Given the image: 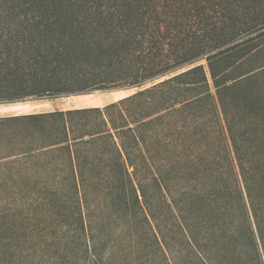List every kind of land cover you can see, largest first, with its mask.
I'll list each match as a JSON object with an SVG mask.
<instances>
[{"label": "trees", "instance_id": "obj_1", "mask_svg": "<svg viewBox=\"0 0 264 264\" xmlns=\"http://www.w3.org/2000/svg\"><path fill=\"white\" fill-rule=\"evenodd\" d=\"M262 2L0 0V103L135 89L102 107L0 117V127L34 139L31 151H65L84 187L82 155L100 158L99 183L127 224L154 233L147 209H161L182 230L181 264H264V103L253 76L232 69L252 50L242 36L264 24ZM150 151L172 152L171 179L187 187L170 188ZM3 246L0 236L2 256Z\"/></svg>", "mask_w": 264, "mask_h": 264}, {"label": "rangeland", "instance_id": "obj_2", "mask_svg": "<svg viewBox=\"0 0 264 264\" xmlns=\"http://www.w3.org/2000/svg\"><path fill=\"white\" fill-rule=\"evenodd\" d=\"M251 5L252 1L247 2L248 17L253 13ZM242 39L246 41L244 49L252 50L232 69L236 74L253 76V89L261 92L264 103V24L250 30ZM199 63L203 64L214 93L207 62L201 60ZM134 91L112 88L0 103V117L102 107ZM7 126L0 127V236L6 251V255H0L2 264L182 263L181 247L186 245V238L178 226H171L167 212L164 214L160 209L161 212H154L153 218L147 209L151 227L155 230L152 233L145 226L140 229L136 221H133L134 226L127 224L125 216H120L114 206L109 205L105 188L98 178L100 158L92 152L86 157L82 155L81 158L88 162L85 170L90 176L84 187L78 171L73 169L72 172L65 151L57 154L47 147L31 151L38 143L23 134L9 137ZM25 150L28 153L23 154ZM12 152L16 154L8 155ZM171 153H146L150 161L154 160L155 172H161L170 188L174 187L169 173L171 160L167 159ZM180 160L183 161V156ZM145 174L148 176L150 172ZM139 177L146 180L147 193L156 196L152 181L148 180L150 177L143 173ZM173 184L181 189L187 187L182 178ZM165 189L166 202L172 203L174 197ZM178 195L179 192L175 196ZM199 251L201 259L207 262L206 254Z\"/></svg>", "mask_w": 264, "mask_h": 264}]
</instances>
